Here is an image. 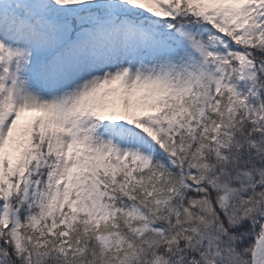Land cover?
Segmentation results:
<instances>
[{
  "label": "snow or ice",
  "instance_id": "obj_1",
  "mask_svg": "<svg viewBox=\"0 0 264 264\" xmlns=\"http://www.w3.org/2000/svg\"><path fill=\"white\" fill-rule=\"evenodd\" d=\"M0 264H264V0H0Z\"/></svg>",
  "mask_w": 264,
  "mask_h": 264
}]
</instances>
